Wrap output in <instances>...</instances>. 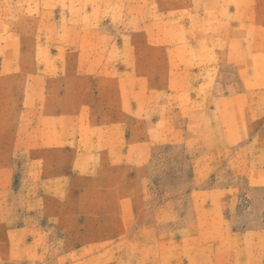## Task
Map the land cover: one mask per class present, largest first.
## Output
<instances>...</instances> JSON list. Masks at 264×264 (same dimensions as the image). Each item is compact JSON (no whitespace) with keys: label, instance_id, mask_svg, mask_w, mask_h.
<instances>
[{"label":"rangeland","instance_id":"rangeland-1","mask_svg":"<svg viewBox=\"0 0 264 264\" xmlns=\"http://www.w3.org/2000/svg\"><path fill=\"white\" fill-rule=\"evenodd\" d=\"M175 4L0 0V264H264V188L239 181L236 207L197 213L211 159L189 154L182 118L168 143L153 116L166 46L192 40L166 28Z\"/></svg>","mask_w":264,"mask_h":264},{"label":"crops","instance_id":"crops-1","mask_svg":"<svg viewBox=\"0 0 264 264\" xmlns=\"http://www.w3.org/2000/svg\"><path fill=\"white\" fill-rule=\"evenodd\" d=\"M248 3L264 7V0ZM213 5L199 13L190 0H176L177 12L163 14L166 28L180 32L181 43L192 40L166 46L176 54L174 62H161L154 73L167 101L166 112L153 115L167 119L163 142L177 143L173 138L182 118L185 141L196 144L188 146L189 154L211 159L206 168L196 165L199 184L187 194L200 214L236 207L239 181L264 188V14L255 16L250 8L239 14L237 0ZM226 68L232 70L229 79ZM208 180L214 184H200ZM251 233L263 235L257 240L263 244V229Z\"/></svg>","mask_w":264,"mask_h":264}]
</instances>
